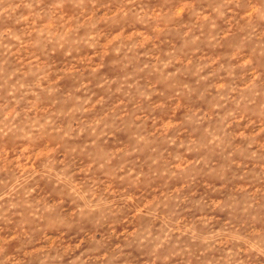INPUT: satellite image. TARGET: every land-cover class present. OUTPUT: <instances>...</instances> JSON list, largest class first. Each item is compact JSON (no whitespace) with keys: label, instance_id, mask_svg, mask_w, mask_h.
Here are the masks:
<instances>
[{"label":"clouds","instance_id":"9594fccd","mask_svg":"<svg viewBox=\"0 0 264 264\" xmlns=\"http://www.w3.org/2000/svg\"><path fill=\"white\" fill-rule=\"evenodd\" d=\"M132 248L264 264V0H0V264Z\"/></svg>","mask_w":264,"mask_h":264},{"label":"rangeland","instance_id":"374dc122","mask_svg":"<svg viewBox=\"0 0 264 264\" xmlns=\"http://www.w3.org/2000/svg\"><path fill=\"white\" fill-rule=\"evenodd\" d=\"M145 260H147V257L144 254H138L135 248H132L129 253L125 254V259L121 264H145ZM148 264H150V261Z\"/></svg>","mask_w":264,"mask_h":264}]
</instances>
